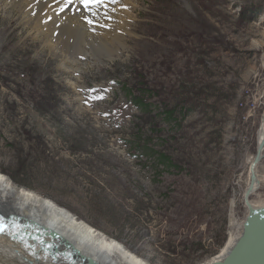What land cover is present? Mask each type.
Segmentation results:
<instances>
[{
	"label": "rangeland",
	"instance_id": "374dc122",
	"mask_svg": "<svg viewBox=\"0 0 264 264\" xmlns=\"http://www.w3.org/2000/svg\"><path fill=\"white\" fill-rule=\"evenodd\" d=\"M130 1L126 50L68 66L25 20L34 11L0 0V175L150 264H202L228 241L234 200L246 215L264 0ZM258 173L264 205V160Z\"/></svg>",
	"mask_w": 264,
	"mask_h": 264
},
{
	"label": "bare ground",
	"instance_id": "6f19581e",
	"mask_svg": "<svg viewBox=\"0 0 264 264\" xmlns=\"http://www.w3.org/2000/svg\"><path fill=\"white\" fill-rule=\"evenodd\" d=\"M125 2L131 4L130 0H116V2L103 0V5H91L85 8L80 0H71V2L69 0H18L17 3L15 0H6V3L16 7L19 11H22L24 7L34 11L30 16H26L25 20L35 23L40 33L46 37L47 44L62 52L68 66H72L70 64L71 55L76 53L85 56L90 53V49L91 52L97 51L96 47L113 50L114 54L117 51L126 50L124 37L118 35L119 31L131 33L124 26L125 18L129 14L122 10L119 11L123 5L126 6ZM106 6L109 9L107 12L104 11ZM105 13H112L113 23L110 24L105 20L107 19L103 16ZM88 20L93 23L89 24ZM105 26H110V30L101 28ZM263 140L264 118L258 133V148ZM263 160L264 150L261 151L257 161L256 156L254 157L248 168L247 188L244 193L246 204L244 219L237 218L234 200L231 207V232L228 241L220 253L202 264L224 263L244 235V225L251 212L264 211V205H258L252 201V197L261 187L258 169ZM0 213L6 217L15 215L22 218L24 223L29 222L38 230V233H42V237L49 235L54 240L48 237L49 242H54V245L59 244V251L76 252L81 260L84 259V264L93 262L96 264H150L131 253L121 243L108 238L104 233L78 219L67 209L31 192L18 191L7 178L1 175ZM0 264L68 263L57 259L53 252L49 256L44 253L40 255L33 241L14 236L11 232L5 235L0 233Z\"/></svg>",
	"mask_w": 264,
	"mask_h": 264
},
{
	"label": "water",
	"instance_id": "95a60500",
	"mask_svg": "<svg viewBox=\"0 0 264 264\" xmlns=\"http://www.w3.org/2000/svg\"><path fill=\"white\" fill-rule=\"evenodd\" d=\"M263 150L264 140L259 145L256 161ZM220 264H264V211L251 212L244 225V235L230 256Z\"/></svg>",
	"mask_w": 264,
	"mask_h": 264
},
{
	"label": "snow or ice",
	"instance_id": "6c2138e0",
	"mask_svg": "<svg viewBox=\"0 0 264 264\" xmlns=\"http://www.w3.org/2000/svg\"><path fill=\"white\" fill-rule=\"evenodd\" d=\"M69 2H71V0H69ZM80 2L85 6V8H88L91 5H101L103 0H80ZM113 2H116V0H113ZM88 23L92 24L93 21L88 20ZM95 99H103V97H95ZM8 227L9 225L5 223V217L0 216V233L5 232Z\"/></svg>",
	"mask_w": 264,
	"mask_h": 264
},
{
	"label": "trees",
	"instance_id": "16d2710c",
	"mask_svg": "<svg viewBox=\"0 0 264 264\" xmlns=\"http://www.w3.org/2000/svg\"><path fill=\"white\" fill-rule=\"evenodd\" d=\"M136 104H140L139 102L138 103H136ZM142 106L143 107H147V105L146 104H140V107L142 108ZM157 159H158V165H163V166H165V167H167V164L169 163V157H167L166 155H164V154H159L158 156H157ZM16 181V180H15ZM16 182H18V181H16Z\"/></svg>",
	"mask_w": 264,
	"mask_h": 264
}]
</instances>
